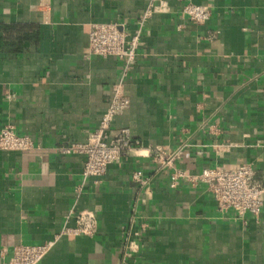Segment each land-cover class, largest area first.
Segmentation results:
<instances>
[{
  "label": "crops",
  "instance_id": "0c3cea01",
  "mask_svg": "<svg viewBox=\"0 0 264 264\" xmlns=\"http://www.w3.org/2000/svg\"><path fill=\"white\" fill-rule=\"evenodd\" d=\"M164 1L122 78L124 60L90 53L91 24L132 35L151 0H48V16L43 0H0V131L11 124L34 144L0 148V261L90 209L97 232L62 234L40 264H264V204L238 216L206 183L172 186L178 170L243 163L264 182V0ZM189 2L210 19L183 18ZM121 80L130 104L110 135L126 127L140 143L83 180L86 155L61 148L88 140Z\"/></svg>",
  "mask_w": 264,
  "mask_h": 264
},
{
  "label": "built area",
  "instance_id": "2783aa9c",
  "mask_svg": "<svg viewBox=\"0 0 264 264\" xmlns=\"http://www.w3.org/2000/svg\"><path fill=\"white\" fill-rule=\"evenodd\" d=\"M42 5L45 15L48 16L50 14L48 0H43ZM164 6V0H151L150 5L139 17L138 27L132 35H129L126 25L118 22L92 23L89 36L90 53L124 60L127 65L122 78L126 77L129 65L135 60L145 24ZM211 14L212 9L209 5L194 2L184 5L181 11L183 18L197 23L206 22ZM122 80L114 86L110 105L99 126L90 133L88 140L85 143H73L61 148L64 153L86 155V162L80 173L83 180L91 176H103L111 164L131 153L140 143L133 138L130 129L126 127L117 131L115 135H110L115 117L130 104L129 97L124 93ZM33 145V140L28 135L18 134L11 124L5 125L0 131L2 149L24 150L32 148ZM154 154L167 164H172L177 157V154H166L160 150ZM134 177L142 183L146 182L142 179L141 171H136ZM179 177H185L193 184L206 183L218 208L223 212L234 210L238 216H245L248 213L257 215L262 210L264 182L257 179V171L250 163H243L234 169L208 166L195 175L178 170L173 176L172 186H176ZM75 218L74 227H65L60 234L51 239L36 244L19 243L15 246L12 257L0 261V264H40L62 234L93 235L97 232V215L93 210H81Z\"/></svg>",
  "mask_w": 264,
  "mask_h": 264
}]
</instances>
